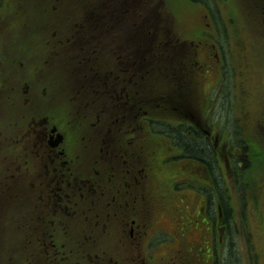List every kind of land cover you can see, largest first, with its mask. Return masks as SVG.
<instances>
[{"label":"flooded vegetation","instance_id":"1","mask_svg":"<svg viewBox=\"0 0 264 264\" xmlns=\"http://www.w3.org/2000/svg\"><path fill=\"white\" fill-rule=\"evenodd\" d=\"M116 1H98L76 24L82 49L97 59L90 72L79 68L80 81L73 83L78 90L69 94V98L74 94L75 102L62 100L58 108L47 105L38 116L35 110L39 108L31 97L34 92L28 90L45 92L46 82L38 85L40 80H25L19 88L9 79V71L1 73L0 64V79L6 81H0V235L5 221H15L17 228L32 234L37 199L46 213V237L60 228L68 232L82 217L91 221L107 218L118 227L121 246L100 248L97 264H207L214 248L210 244L195 247L194 238L206 240L210 233L206 212L210 202L205 192L210 185L188 183L190 189L200 188V198L205 197L203 215L192 211V203L178 194L185 190L178 186L180 181L173 184L176 199L153 204L154 163L164 157L150 158L146 142L157 137L162 144L164 138L175 149L171 159L198 163L208 181L217 173L224 177L227 154L221 137L225 136V117L223 134L215 132L205 123L210 119L205 108L209 89L225 76L232 31L216 0H209L212 8L205 10L209 22L199 32L200 37L207 35L206 40L198 41L174 35L169 23L152 21L148 12L155 9L148 8L146 0ZM256 5L263 6L260 0ZM6 6L12 9L15 3L0 0V11ZM157 13L161 16L160 9ZM161 29L166 30L165 39ZM3 35L6 28L0 26ZM237 40L241 46L243 39ZM158 45L164 46L162 50H155ZM112 52L117 66L107 60L112 59ZM117 68L125 78L121 88L116 83L110 86ZM85 72L89 73L86 78ZM164 78L173 90L163 89ZM103 84L109 85L106 90L100 87ZM11 91L19 93L22 102L16 97L5 103ZM181 132L206 141L214 158L186 156L178 141ZM201 202L197 201V212ZM171 204L183 221V232L193 238L192 245L190 251L171 248L153 258L148 254L153 250V226Z\"/></svg>","mask_w":264,"mask_h":264},{"label":"rangeland","instance_id":"2","mask_svg":"<svg viewBox=\"0 0 264 264\" xmlns=\"http://www.w3.org/2000/svg\"><path fill=\"white\" fill-rule=\"evenodd\" d=\"M13 1L15 6L12 9L10 6L9 9L6 6V8H2L0 11V26L1 28H6V35L0 36V64L4 68L1 73L9 71V79L18 83L19 88H21L22 82L25 80L29 81L33 79L35 82L40 80L41 82L38 83V85L46 82L45 92L42 90H28L30 93L34 92L31 97L35 106L39 108V111L35 110V113L38 116H41L44 109L43 107H46L47 105H54L58 108V106L62 103V100L64 102H75L74 94L71 98H69V94L71 90H78L76 85L73 83L80 81L81 76L79 68H85V71L90 72L91 67L97 59V56H89L82 49L80 36L78 30H76L78 29L76 24L82 21L86 12H89L90 8H92V6L100 0ZM228 1L231 6L230 9L233 10L232 14L242 28L250 23H264L263 0H260L263 4L262 7L255 4L251 5L252 0ZM206 3L207 6L210 5L209 0H206ZM161 6L164 7L166 15L168 16V21L165 23H169V27H171L174 35L179 38L188 37L195 41L201 39L206 40L207 35L202 33V36L200 37L201 34H199V32L204 29L205 23L203 21L205 19V15L202 14L201 8L191 5L190 0H163ZM160 22L163 21L161 20ZM253 31H255V28H252L251 30H244L242 38L246 39L249 51L252 47H254V49L256 48L254 53L250 51V55L253 56L251 63L254 66L264 68V51H262V47L259 46L258 43L259 39L264 36V34L259 30L255 32ZM165 32V29H161L160 31L163 35V39L166 38ZM232 34L235 35V32H232ZM16 35H18V39L15 38ZM71 37L74 38V41L72 42H70ZM38 38H40V40ZM44 39L46 44H43ZM65 39L66 41L63 42ZM161 41L158 40V43H161ZM161 47L163 48L164 46L158 45L155 50H162ZM102 51L106 53L103 49ZM110 56L112 59H110V57L107 58L109 63L112 65L116 64L117 66V59L113 52L110 53ZM227 57L233 62V58L231 56L228 55ZM156 59L158 61L161 60L159 57ZM253 60L254 62H252ZM232 62L231 65L228 64L230 73L233 71L237 72V76L242 80L243 89L247 90L248 93L245 95L244 104L241 106L240 103L242 108L236 112L237 118L240 119L238 121L250 122V120H252L251 122H253L255 130L261 129L264 136V128L261 126V124L264 125V109H260L264 108V82L258 76L254 79V76L247 75V72H253L254 74V72L257 71L255 69L253 71L252 67L251 69L247 67V71H245V64L240 59L234 61L233 64ZM165 63L166 59L164 58L163 65H165ZM60 64L63 66L60 67ZM116 70L117 71L113 74V78L110 81V86L116 83L118 84L116 86L121 88L122 85L125 84V78L123 74L120 73L118 68ZM118 74L119 77L116 78ZM88 75L89 73H83L85 78ZM163 75L164 77L166 76L165 73ZM232 76L233 73L230 77ZM0 81L2 83L6 82L1 79ZM229 81L230 79L228 80V83ZM170 83L171 82L167 78H164L163 89L173 90L171 86L169 87ZM245 84L247 86H245ZM10 85L11 84H4L3 86L9 87ZM127 85H131V83H127ZM108 86L109 85L105 84L100 85L102 90H106V87ZM258 86L259 88L256 89L255 87ZM16 97L20 99V94L11 91L5 103H11L9 100ZM20 102H22L21 99ZM220 108L222 109L220 110L219 115H221L222 118L225 117V124H227L226 130L233 131L231 139H226L222 131H220V134H223L221 141H223L226 145V151L231 152L236 149L235 146L238 144L237 135L241 133L242 128L237 127L239 122L235 120L234 111L228 110V105L226 107L227 109H224L223 106ZM259 117L261 119H259ZM205 123L213 129L210 119H207ZM237 129L239 130V133L236 132ZM215 132L219 131L215 130ZM146 143L148 144L146 153H148L150 158H157L160 155L164 157L161 163H159V159H157L154 163V165L156 164V195L150 198L153 204L161 199H176L177 194H175V190L173 189V183L175 181H181L182 188L186 189V191H182L179 195L182 194L185 200L195 206H197V203L195 202L196 198H198V202L201 199V207H198L200 208L198 213L203 215L202 209L205 210L203 208L206 203L205 197L203 196L200 198L196 189H190V185L188 183L199 184V181L204 180L201 184H209L210 187H213L214 194H216L218 193V190L216 189L215 180H217L219 182V187L228 183V186L231 188L230 190L233 192L234 190L232 188L234 186L238 185L240 188V190L237 189V192L235 190L236 196L234 197L237 199L236 208L238 210L240 209L242 212L241 214H237L234 209L231 211V216L235 215L238 217L236 220L232 217L237 222L238 226H245L248 218H250L249 214H245V212H249L250 209L244 206L243 197L248 198L249 202L251 197V210L255 211V214L258 213L262 219H264V215H261L258 211L259 206L264 207V142L260 143V140H255L253 137L249 138L245 144L247 149L244 154L245 159L243 160V163L241 162V159L243 158L242 151L239 150V153H232L231 156L233 160L231 163L226 164L224 177L217 173L216 179L214 181L212 179V182L207 180V174L204 173L203 168L198 163L184 160L172 162L166 161L174 157L172 154L175 153V149L172 147L171 143L167 142L164 138L162 139V144L161 138L157 137H150L149 142ZM186 156L192 157V155L188 154H186ZM212 158H214L213 154ZM245 175L248 184H246V180L243 178ZM165 176L168 179H166ZM149 179H153L152 174H150ZM239 179H241L240 181L245 184V189H247L245 193L242 192L243 187L237 183V180ZM230 190H225V192L227 191L225 195L227 197L229 196L228 199H232L231 193L229 192ZM248 190L250 193L247 192ZM212 197L213 195L211 192V198ZM220 200L221 197L218 195L216 197V204L213 206H218V201ZM223 214L225 215L224 211ZM212 215L216 216V213ZM164 220L166 228L172 231L168 233L163 232L162 234L164 243H168L172 241L173 237H177V233L180 229V223L172 215V213L164 218ZM254 224L255 226L258 225V221L256 219ZM250 227H252V225ZM241 231H243V228H241ZM259 236L264 238V222L262 224V232ZM15 238V232H10L9 239L14 240ZM240 241L242 242L243 240ZM195 247L197 246L195 245ZM259 248H261L260 252L263 253L264 244H262V242H260ZM170 250V247L154 249L153 258L160 256V253H168ZM23 255L24 254L22 253L16 252L14 257L19 261L23 258ZM189 258L193 261L195 256H189ZM247 261V259L246 261L242 260L241 264H250ZM177 262L181 263L180 260ZM262 263L264 264L263 259Z\"/></svg>","mask_w":264,"mask_h":264},{"label":"trees","instance_id":"3","mask_svg":"<svg viewBox=\"0 0 264 264\" xmlns=\"http://www.w3.org/2000/svg\"><path fill=\"white\" fill-rule=\"evenodd\" d=\"M226 105L229 104V98L226 99ZM227 109V108H226ZM229 110V108H228ZM179 143L182 145V147L185 149V153L192 156H198L203 157L207 159L212 158V152L208 149V143L206 141L200 142L196 139H193L185 134V132H181L179 135ZM244 149L246 150V147L244 145ZM246 180V184H248V181L246 179V175L243 177ZM241 179L237 180V183L240 184L243 189L242 192H246L247 189H245V184L240 181ZM227 190V189H226ZM227 192V191H226ZM248 193L249 190L247 191ZM229 197V196H228ZM226 196V199L222 198V204L225 208L226 216L223 220V223L227 228V240H228V246H227V255L224 261V264H241L242 260L249 262L250 264H263L262 259L264 260V252H260L261 248H259L260 242L264 244V238L259 236L262 232V224L263 220L262 217L256 213L257 216L256 220L258 221V225L255 226V220H251L252 222L249 223V225H252V227H245L243 232L240 231L238 226H235L236 221L231 218V203ZM243 202L247 204V199L243 197ZM245 204V207H246ZM264 208L263 206H259L258 211L261 213V215H264ZM245 214H249L250 217L253 213L245 212ZM233 216V215H232ZM250 218H248L249 220ZM253 229L255 230V237L253 236ZM246 238H245V237ZM244 240L247 244V247H241L239 245L238 240ZM41 248V249H40ZM40 248L36 247L33 249L29 254L25 255L24 258L17 261L16 264H52L53 260L55 258H59L58 253L55 252L54 248L50 247L46 248L42 245ZM54 251V252H53ZM8 255L7 259L11 262H13V259H10L9 255H12L11 253H6ZM249 258V259H248Z\"/></svg>","mask_w":264,"mask_h":264}]
</instances>
